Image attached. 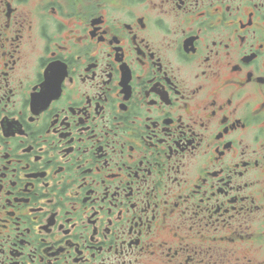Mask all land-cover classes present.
<instances>
[{"label": "flooded vegetation", "instance_id": "obj_1", "mask_svg": "<svg viewBox=\"0 0 264 264\" xmlns=\"http://www.w3.org/2000/svg\"><path fill=\"white\" fill-rule=\"evenodd\" d=\"M0 264H264V0H0Z\"/></svg>", "mask_w": 264, "mask_h": 264}, {"label": "snow or ice", "instance_id": "obj_2", "mask_svg": "<svg viewBox=\"0 0 264 264\" xmlns=\"http://www.w3.org/2000/svg\"><path fill=\"white\" fill-rule=\"evenodd\" d=\"M59 77V69L53 67L50 70V91H54Z\"/></svg>", "mask_w": 264, "mask_h": 264}]
</instances>
